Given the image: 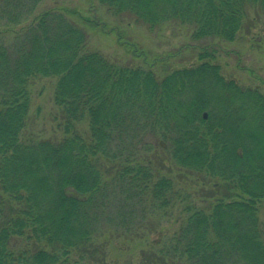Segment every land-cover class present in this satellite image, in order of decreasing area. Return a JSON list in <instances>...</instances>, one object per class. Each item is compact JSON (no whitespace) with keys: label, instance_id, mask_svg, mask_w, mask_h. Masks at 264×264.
Returning a JSON list of instances; mask_svg holds the SVG:
<instances>
[{"label":"trees","instance_id":"trees-1","mask_svg":"<svg viewBox=\"0 0 264 264\" xmlns=\"http://www.w3.org/2000/svg\"><path fill=\"white\" fill-rule=\"evenodd\" d=\"M96 1L144 59L125 21L231 43L264 15V0ZM41 2L0 0V264H105L113 238L166 218L176 229L146 264H264V95L225 78L206 50L159 77L113 62L88 49L75 18L95 27L89 16L33 17ZM45 78L58 120L47 137L28 130L32 85ZM173 168L200 181L194 194Z\"/></svg>","mask_w":264,"mask_h":264},{"label":"rangeland","instance_id":"rangeland-1","mask_svg":"<svg viewBox=\"0 0 264 264\" xmlns=\"http://www.w3.org/2000/svg\"><path fill=\"white\" fill-rule=\"evenodd\" d=\"M51 8L72 9L77 11L79 16H89L95 22V27L75 18L87 31L88 49L99 51L113 62L151 68L159 77L173 70L199 64L198 54L206 50L214 54L211 62L219 65L220 73L225 78L233 79L243 87L257 88L264 95V15H260L257 22L250 24L231 43L217 40L193 41L190 38L191 28L187 26L165 25L150 32L141 25L127 24L125 21L119 25L124 30L123 36L131 38L145 52L150 53L144 59L134 58L118 43L115 32H111L113 30L111 27H115L116 19L108 15L96 0H42L35 9L33 17ZM250 14L252 16V13ZM31 20L32 18L26 24ZM101 22L107 23L105 31L96 26ZM153 55L158 61H153ZM54 83L55 79L45 78L36 80L32 85L28 130L34 136L47 137L53 134V131L58 132L57 108L52 101ZM170 175L173 176L178 187L191 195L200 185V181L198 182L194 176L187 173L185 176L175 168ZM208 185L212 184L208 183ZM260 219L264 221V204L260 209ZM144 227L148 228L140 229L139 226L134 233L121 232L119 238H113L105 248V264H146L144 258L146 254L158 248L157 240L160 235L163 233L171 235L176 229L173 219L169 218H166L157 229H151L149 225Z\"/></svg>","mask_w":264,"mask_h":264},{"label":"water","instance_id":"water-1","mask_svg":"<svg viewBox=\"0 0 264 264\" xmlns=\"http://www.w3.org/2000/svg\"><path fill=\"white\" fill-rule=\"evenodd\" d=\"M205 116V115H204Z\"/></svg>","mask_w":264,"mask_h":264}]
</instances>
